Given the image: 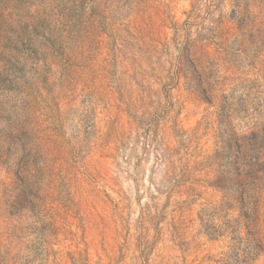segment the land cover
<instances>
[{"label":"rangeland","instance_id":"1","mask_svg":"<svg viewBox=\"0 0 264 264\" xmlns=\"http://www.w3.org/2000/svg\"><path fill=\"white\" fill-rule=\"evenodd\" d=\"M262 2L241 29L236 0H0V47L41 19L70 54L33 114L48 264H264Z\"/></svg>","mask_w":264,"mask_h":264},{"label":"trees","instance_id":"2","mask_svg":"<svg viewBox=\"0 0 264 264\" xmlns=\"http://www.w3.org/2000/svg\"><path fill=\"white\" fill-rule=\"evenodd\" d=\"M245 1L252 0H236L234 20L241 29L247 26L246 14L254 15ZM85 3L86 0H82V8ZM262 7L260 21L256 24L254 19L250 36L254 41V34L259 31L263 55L264 2ZM258 25L260 30L254 31ZM15 33V39L10 38L6 46L0 47V264H48V239L53 236L54 226L48 221L44 208L54 167L49 159L50 149L41 138L33 114L35 99L43 89L41 85L47 86V90L52 87L50 58L57 54L70 61V54L65 35L47 20L40 19L32 26L26 24L21 32ZM246 49L240 46L236 54H246ZM30 61L35 64H29ZM38 64L43 66L38 67ZM232 141L237 145L238 155L243 154L235 137L223 141V148L237 159ZM252 143L248 152L258 163L259 152L264 150V138L256 135ZM250 163L253 170L257 163L255 166ZM3 171L11 176V184L1 177Z\"/></svg>","mask_w":264,"mask_h":264}]
</instances>
